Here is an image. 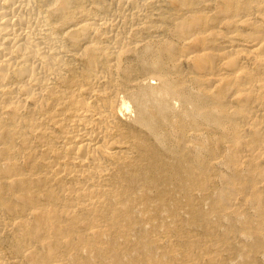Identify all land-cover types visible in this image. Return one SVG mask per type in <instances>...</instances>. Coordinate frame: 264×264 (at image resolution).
<instances>
[{"label": "bare ground", "instance_id": "obj_1", "mask_svg": "<svg viewBox=\"0 0 264 264\" xmlns=\"http://www.w3.org/2000/svg\"><path fill=\"white\" fill-rule=\"evenodd\" d=\"M172 191L207 245L162 257ZM237 225L264 251V0H0V264L259 261Z\"/></svg>", "mask_w": 264, "mask_h": 264}, {"label": "rangeland", "instance_id": "obj_2", "mask_svg": "<svg viewBox=\"0 0 264 264\" xmlns=\"http://www.w3.org/2000/svg\"><path fill=\"white\" fill-rule=\"evenodd\" d=\"M162 36H164V34H162ZM164 37H166V36H164ZM173 150H174V147L171 148V150L167 153V155L169 158H172L171 161L174 162V164L176 166L180 167L181 164H179L178 160L174 156ZM213 168H215V169L211 170V175L212 176L214 175V177H215L214 180L217 183L215 181L214 182L216 185H218L219 181L216 178V175L221 173L223 168L218 164V162L214 164ZM171 179L173 180V182L178 183L177 177L173 176V177H171ZM161 185L162 184L158 185V189H159L158 192L163 190ZM171 187H172V185L169 187L164 186V189L165 188L170 189ZM219 189H220V187H219ZM138 192H140V190H138ZM162 193H165V192H162ZM146 196L148 197L147 193H146ZM178 197L179 196L175 191L171 192V199L170 200H165L163 195L162 196L159 195L157 200H158L159 204L162 205V209H160V210H157L154 207H148L146 205L148 203V200H146V202H142L143 205L141 206V209L143 211L141 214H144V216H140L138 226L135 227V229L137 231H139L143 234V237H144L143 242L149 241V248H150V246L155 247L156 251H158V253L162 257H165V255H164L165 244L155 245V244L150 243L153 236H155L156 234L159 236H162V237L165 235L168 237L171 236L170 237L172 240L171 244L179 252H181L185 248L190 247L191 239H193V240L196 238L199 239L198 246H197L198 248L205 247L207 245L206 243L201 241V238L204 235H206V232H204L202 222L196 223L195 220L191 219L190 216H187L186 210L182 206L181 200H179ZM141 209L138 210L137 212H140ZM203 209L207 210L208 207L203 206ZM167 211H168V213H167ZM248 212H251V214H253L252 211H250V209L248 210ZM143 220H145V222ZM232 221H235L234 218L232 219ZM224 222H226V220L223 217H221V216L217 217L215 214L210 215V221H209L210 226L213 223L214 224H216V223L221 224ZM238 225H239V223H238ZM210 226L207 227L208 231H210ZM220 234H221V228H220V231L217 232V235H220ZM131 235H132V237H131ZM248 236H251V235L247 231H244L241 228H239V226H238L236 235H234L235 240L233 239V237H231L232 241L230 240L233 243V245H236V246H232V247L225 246V245L219 246V248H218L219 250L217 249V252L223 258L227 259L228 261H231L232 263L237 262V261L245 262L244 259H248V258H255V259L259 260V261H255V262L251 261V263H250V260H248V262L250 264L262 263L261 261L264 259V251L263 250H260L258 252L253 251L252 247H250V246H252V244L254 242V238L248 237ZM133 237H134V235L132 232L130 234V238L133 239ZM261 238L262 239L260 240V242H262V241L264 242V232L261 234ZM237 248H245V254L238 252L236 250ZM135 249L139 250V249H141V246L139 247L137 245V246H135ZM248 262L246 260V262L243 264H246V263L248 264Z\"/></svg>", "mask_w": 264, "mask_h": 264}]
</instances>
